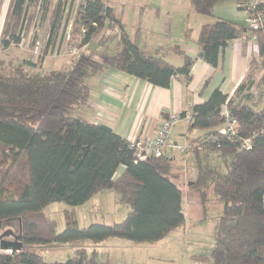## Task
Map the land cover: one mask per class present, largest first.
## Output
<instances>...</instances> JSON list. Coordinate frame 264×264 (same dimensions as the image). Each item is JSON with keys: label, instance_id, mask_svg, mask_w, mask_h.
Returning <instances> with one entry per match:
<instances>
[{"label": "trees", "instance_id": "obj_1", "mask_svg": "<svg viewBox=\"0 0 264 264\" xmlns=\"http://www.w3.org/2000/svg\"><path fill=\"white\" fill-rule=\"evenodd\" d=\"M47 1L11 0L1 38L5 48L18 45L23 29L26 32L34 24L32 7L37 3L41 20L46 17ZM191 1L196 12L212 15L215 4L223 0ZM63 12L59 0L51 11L47 45L51 51L59 37ZM106 21L121 29L122 48L116 54L94 58L83 50L69 69L44 74L35 71L39 63L32 55L17 62L13 58L10 64L0 59V232L12 229L23 243L20 251H0V264H111L98 260L96 252L90 253L86 246H79L76 256L65 261L46 260L37 248L83 239L100 243L112 237L153 243L186 225L183 191L169 175L172 158L168 153L172 148L161 157H136L131 141L107 125L78 117L75 111L87 103L89 79L94 75L116 68L168 87L174 75L191 80L194 58L179 46L176 51L184 58L180 66L146 53L131 40L106 0H84L80 5L77 22L84 28L81 49L99 35ZM248 31V24L223 17L205 23L198 36L200 56L219 67L229 42ZM256 35L259 54L252 58L236 97L229 98L217 88L204 103L194 105L189 130L199 129L204 134L188 137L182 145L188 149L181 152L196 154L198 176L193 186L205 198L204 186L213 179V192L224 202L211 253L213 264H264V106L237 101V97L255 101L253 90L264 88V26ZM31 43L33 47L35 42ZM48 52L45 49L41 66ZM224 105L229 117L222 114ZM231 119L237 120L236 134L222 135L219 130ZM248 138L251 147H243ZM206 139L207 143H201ZM205 149H218L231 159L232 166L225 173L206 169L200 155ZM120 166L125 170L116 177ZM108 189L118 193L130 212L109 225L94 222L81 226L76 208ZM53 202L70 207L65 210L62 232L45 212ZM209 258L205 254L193 256L199 262Z\"/></svg>", "mask_w": 264, "mask_h": 264}, {"label": "crops", "instance_id": "obj_2", "mask_svg": "<svg viewBox=\"0 0 264 264\" xmlns=\"http://www.w3.org/2000/svg\"><path fill=\"white\" fill-rule=\"evenodd\" d=\"M10 2L11 0H0V27L5 24ZM106 2L113 8L116 19L124 27L131 40L146 53L165 58L176 66H180L183 64L184 58L183 55L176 51V47L179 46L194 58L191 80L187 82L184 76L174 75L168 87L154 85L145 79L116 68H110L89 79L90 91L88 101L76 110L75 114L89 122L107 125L131 142L140 135L153 136L155 128L164 114L171 111L178 113L189 111L194 105L204 103L217 88H220L229 98L236 97L237 87L249 72L252 58L257 57L259 54L260 47L257 41H247L238 37L230 41L223 50L222 61L219 67L216 68L206 62L200 56L201 47L198 44V36L201 27L205 23L213 22L214 20L211 21L209 15L205 14L201 15L204 16L203 18L198 17L197 14L200 15L201 13L194 10L191 0H106ZM218 3L215 4L214 8L220 6ZM220 9L231 11V5L227 3V5H223ZM240 9L242 8H239V11L236 12L234 10V16H230L232 18L229 19L247 26V11ZM119 12L122 13V16L118 15ZM242 13L243 16L241 15ZM170 16L171 20L169 19ZM176 17L178 18L177 23L175 21ZM196 20L198 24L195 25L193 23ZM106 25L108 31L115 30L116 27L119 28L118 24L115 27L111 26L109 21H106ZM48 39L49 35L46 37V50H49L47 49ZM60 42H62L61 36L58 37L56 45ZM30 43H27V47L24 49L28 53H33ZM113 43L115 44L112 47H108V52L115 53V51H120L122 48L121 39H118V41L114 40ZM252 44H256V47H252ZM15 46L19 48L18 45ZM12 48L13 46L9 50ZM53 49L55 52L56 49ZM48 57L45 56L44 63ZM68 62L71 65L72 59H68ZM258 91H262L260 95L262 94L261 98L263 99L260 100L258 107H263L264 88H255L253 94H257ZM247 102L249 103V100ZM182 120L186 119L182 118L179 122ZM186 121L188 122V120ZM188 124L190 125L189 122ZM184 132L182 131L186 137L191 135L190 132H198L194 137L204 134V131L199 129L191 130L188 134ZM171 143L174 146L181 145L176 139L171 140ZM175 149L177 148H172V158L175 157ZM124 170L125 167L120 166L116 177ZM178 186L183 191L182 206L184 211L185 202L187 205L194 203L199 200V197L196 195L198 194L197 192L180 185ZM186 193L188 198L185 195ZM105 194H109L111 198L113 197L114 202H121L118 193L114 190L101 191L87 203L76 208L80 225L86 226L90 222L88 218L85 219L82 216L78 208H86L92 202V208L89 211L95 212L97 208L100 210V206L103 205L106 196ZM202 198L205 200L206 196ZM122 209L120 214L113 215V217H123L122 219H124L130 211L128 210V212L126 210L128 208L126 207H122ZM216 213L220 215L219 206ZM113 219L114 222L120 221L118 218ZM92 221L97 222L98 220ZM182 227H187V223ZM179 228L181 227L170 232L168 236L173 234L178 237L180 235L178 233ZM106 242H109V239L100 243L89 241L92 246V248H88L90 253L96 252L98 258V249ZM166 255L168 259V253ZM103 261L113 264L110 260ZM194 262L202 264L199 261L194 260Z\"/></svg>", "mask_w": 264, "mask_h": 264}, {"label": "rangeland", "instance_id": "obj_3", "mask_svg": "<svg viewBox=\"0 0 264 264\" xmlns=\"http://www.w3.org/2000/svg\"><path fill=\"white\" fill-rule=\"evenodd\" d=\"M57 1L58 0L47 1L49 13L42 20L40 18L39 10L40 3H37L34 6V9L32 7V10L36 13V23L34 22L32 26H29V29L26 28V32H24L23 35L22 33L20 34L21 41L23 40V47L18 46L19 48H16L15 45H11L10 47L13 46L11 50H9L10 47L5 48L1 41L4 30V24L0 27V32L2 31V33H0L1 60L6 62V64H10L9 62H12L11 60H13V58L15 62H17L21 61L25 57L30 58L32 55L33 61H37V63H39L35 71H40L41 74H44L52 69L70 68L71 65L68 64V59L71 58L73 62L76 58V55L70 57L71 54L68 53V47L74 44L73 40L77 39L81 41L82 37L84 36V29L82 25L77 22V16L80 9V5L84 0H62V3L64 5V12L58 34L62 37V42H60L58 45H56V47H54L57 51L54 52V49L53 51L48 50L49 52L46 57H49L46 59L45 63L43 62V66L40 65L41 60L45 55L47 41L46 37L50 35L52 29L53 16L51 17V11L55 8ZM227 3L231 5V11H223V9H220V7H222L223 5H227ZM237 3L238 0H225L223 2L218 3V5L220 6H216L213 10L212 15H209L211 21L221 16L227 19L232 18L230 16H234L233 11H239ZM240 10L246 11L244 9ZM121 14L122 13L120 12L118 13L119 16H122ZM197 15L198 17H204L201 16L202 14ZM241 15L243 16V13ZM169 19L171 20V16ZM177 20L178 18L176 17V23ZM69 24H71L70 28ZM193 24H198V21L196 20V22H194ZM68 34H70L71 40L67 38ZM118 39H121L120 27H116L115 30L108 31V27L106 25L105 28L102 29L101 33H99L98 36H96L89 42V47L85 49V47L87 46L86 45L80 51L82 52L84 50L85 54L91 55L94 58H100L103 54H116L119 52V50L115 51V53H110L108 52V47H112L115 44L113 43L114 40L118 41ZM36 40H40V53H34L36 43H34V46L31 47L34 54L28 53L24 49L27 47V43H30L31 41L36 42ZM30 44L32 45V43ZM0 71H2L1 68ZM261 92L262 91H258L257 94H255V101L252 100L249 101V103L258 106L260 100H263L261 98L262 94L260 95ZM241 100L244 103L247 102L246 100H244L243 97L242 99L241 97L237 98L238 102H240ZM223 108H227L226 105H224ZM182 131H185L184 133L187 134L191 131L189 130V124L186 120H182L176 125V128H174V131L171 135V140L176 139L179 141V144L186 145L188 137H194L196 134H198V132H190L191 135L186 137L185 135H183ZM174 154L175 157L172 158L173 153L171 151L168 153V156L172 158L171 169L169 172L170 177L178 185L197 192L198 194L196 195H198L199 197V200L194 203H189L188 205L186 204V202L184 203V212L187 216V227H181L178 229V233H180L178 237L171 234L153 243L135 242L126 238L118 237L109 238V242L104 243L98 249L99 260H110L113 264H196L194 262L193 256L195 254H205L210 258L206 259L205 262L201 263L213 264V260L211 259V253L215 247L218 234V224L219 219L223 213L224 202L220 198H218V196L213 192V179H210L204 186L206 196L205 200L202 198L203 196L198 190V188L193 186L198 176V162L195 152H181L180 149H175ZM200 155L202 157L203 164L206 169L217 168L222 173H225L227 172L229 166H232L231 159L229 157L223 156L218 149H205L200 152ZM105 195L106 196L103 205L100 206V210L99 208H97L95 212L89 211L92 208V202H90V204L87 205L86 208H78L82 216H84L85 219H89L90 223H87V225L91 224L92 222H95L92 220H98L97 222L108 225L112 224L114 223L113 218H118V220H121L123 218L113 217V215L116 216L117 214H120L121 210H123L122 207L128 208L126 209L127 211L131 210L126 203H116L113 201V197L111 198L109 194ZM185 195L188 198L187 193ZM218 206L220 207V215L216 213ZM68 208L70 207L63 202H53L49 204L45 209L46 214L51 219L56 221L58 232H62L66 226L65 210ZM7 229L8 228H6L5 230ZM5 230H2L1 232ZM89 241L90 240L88 239H83L67 244L51 243L49 245L40 246L37 248V250L43 254L46 260L65 261L69 258L76 256V249L79 246H86L88 248H92ZM166 253H168L169 256L168 259Z\"/></svg>", "mask_w": 264, "mask_h": 264}, {"label": "built area", "instance_id": "obj_4", "mask_svg": "<svg viewBox=\"0 0 264 264\" xmlns=\"http://www.w3.org/2000/svg\"><path fill=\"white\" fill-rule=\"evenodd\" d=\"M82 4V3H81ZM238 7L247 11L248 17L247 22L249 26V31L246 34H242L240 38L249 41H254L257 39L256 31L264 26V0H239ZM71 24H69V28ZM84 29V28H83ZM24 31L22 32L23 35ZM67 34V32H66ZM65 34V37H66ZM67 38L70 39V34L67 35ZM24 39V38H23ZM23 41V40H22ZM22 41L18 44V46L23 47ZM40 40H36L35 54L40 53ZM74 44L68 47V53L71 54L70 57L77 55L81 48L80 40H73ZM252 47H256V44H252ZM57 51V50H56ZM227 107V106H226ZM222 114L229 117L228 108H223ZM188 120V122L192 119V114L190 111H187L184 117L181 116V113L171 111L164 114L158 125L155 128V133L153 136H145L140 135L136 137L132 141V147L134 148L136 157H144V156H152V157H161L164 155L166 151H169L171 148H179L181 151H185L188 149L187 146L176 145L174 146L171 143V135L174 131L176 124L182 119ZM236 125L237 120L231 119L226 125H224L219 132L222 135L234 136L236 134ZM208 139L204 140L203 144L207 143ZM201 147V144H200ZM243 147L250 148L251 147V139L243 140ZM10 253L8 251H3Z\"/></svg>", "mask_w": 264, "mask_h": 264}, {"label": "water", "instance_id": "obj_5", "mask_svg": "<svg viewBox=\"0 0 264 264\" xmlns=\"http://www.w3.org/2000/svg\"><path fill=\"white\" fill-rule=\"evenodd\" d=\"M8 236H13L14 239H7ZM22 247L23 243L12 229L0 233V251H20Z\"/></svg>", "mask_w": 264, "mask_h": 264}]
</instances>
